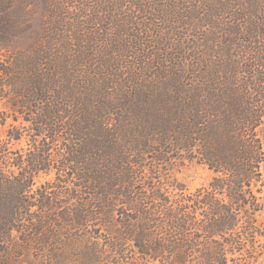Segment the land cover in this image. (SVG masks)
Listing matches in <instances>:
<instances>
[{
  "label": "trees",
  "instance_id": "1",
  "mask_svg": "<svg viewBox=\"0 0 264 264\" xmlns=\"http://www.w3.org/2000/svg\"><path fill=\"white\" fill-rule=\"evenodd\" d=\"M0 130V264H257L264 0H0Z\"/></svg>",
  "mask_w": 264,
  "mask_h": 264
},
{
  "label": "rangeland",
  "instance_id": "2",
  "mask_svg": "<svg viewBox=\"0 0 264 264\" xmlns=\"http://www.w3.org/2000/svg\"><path fill=\"white\" fill-rule=\"evenodd\" d=\"M264 134V131H263ZM3 132L0 130V138L2 137ZM261 172L264 176V165L261 168ZM213 173L209 171L204 165L198 164L196 162L186 163L184 166L180 167L176 172L175 176L178 179L179 183L183 184L185 188L189 192H194L195 190L205 187L208 185L209 181L212 178ZM49 177H41L36 180L37 185H40L41 183H44L46 180H48ZM264 201V192L261 195ZM259 222L262 224V227L264 229V212L259 217ZM262 242L264 243V238H262ZM32 260V259H31ZM30 261V260H27ZM23 262L25 264H30ZM22 263V264H23ZM67 264H78L76 261L70 262ZM257 264H264V255L259 259Z\"/></svg>",
  "mask_w": 264,
  "mask_h": 264
}]
</instances>
